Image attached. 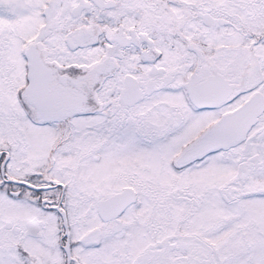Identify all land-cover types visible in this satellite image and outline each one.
I'll return each mask as SVG.
<instances>
[{"label": "snow or ice", "instance_id": "6c2138e0", "mask_svg": "<svg viewBox=\"0 0 264 264\" xmlns=\"http://www.w3.org/2000/svg\"><path fill=\"white\" fill-rule=\"evenodd\" d=\"M0 264H264V0H0Z\"/></svg>", "mask_w": 264, "mask_h": 264}]
</instances>
